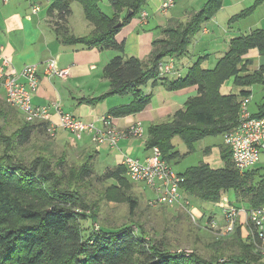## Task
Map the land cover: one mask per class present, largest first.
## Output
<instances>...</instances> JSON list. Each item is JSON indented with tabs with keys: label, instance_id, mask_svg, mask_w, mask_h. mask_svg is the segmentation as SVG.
Listing matches in <instances>:
<instances>
[{
	"label": "trees",
	"instance_id": "1",
	"mask_svg": "<svg viewBox=\"0 0 264 264\" xmlns=\"http://www.w3.org/2000/svg\"><path fill=\"white\" fill-rule=\"evenodd\" d=\"M69 1L51 0L47 9L55 18L52 19L54 32L61 41L119 52L103 69L109 91L99 98L84 101L93 103L111 96L130 95L129 104L112 108L106 114L111 118L123 117L145 109L150 95H144L141 88L150 80L152 85L162 83L169 91L197 88V95L186 101L183 110L174 113L170 123L147 127L146 148L157 147L169 165L170 159L181 157L172 143L175 137L192 152L197 141L233 131L238 125L242 98L252 95L243 88L256 84L264 87V66L248 73L247 66L252 62L242 59L250 49H257L259 55L264 56V29L231 39L228 51L213 70L194 65L187 75L181 74L176 79L159 76L158 64L167 58L175 60L185 56L190 38L211 19L222 0H208L200 10L189 11L184 22L169 21L159 30L160 37L152 41V51L145 60L124 54L123 45L114 37L123 25L118 13L125 11L129 14L125 20H129L144 10L148 0H109L115 11L112 18L100 12L98 0H74L82 6L84 17L92 27L83 37H75L66 26ZM250 10L236 16L235 20ZM118 23L121 25L117 27ZM232 78L234 85L242 90L238 94L221 95L220 87ZM7 107L18 116L17 110ZM251 116H264V101ZM5 118L0 109V264H264L263 256L255 250L247 231L243 234L242 221L230 235L233 252L222 261L219 251L226 241L216 242L215 253L204 258L196 253L170 251L168 241L149 238L142 223L96 229L94 216L103 199H90L88 187L92 180L100 185L108 183L107 200L124 202L130 215L136 213L138 199L129 191L131 182L125 167L120 164L107 168L94 178L95 150L79 167L68 164L65 152L54 156L50 144L32 142L38 134L45 133L46 123H28L21 116L23 123L8 133L11 124ZM24 150L32 152L31 156H26ZM220 157L224 163L220 169L200 163L178 174L182 178L179 187L185 197L214 204L224 193L232 191L236 200L248 202L249 209L264 205V185L257 178L258 170L237 171L231 150L224 144L220 147ZM241 173L245 174L241 176Z\"/></svg>",
	"mask_w": 264,
	"mask_h": 264
},
{
	"label": "rangeland",
	"instance_id": "2",
	"mask_svg": "<svg viewBox=\"0 0 264 264\" xmlns=\"http://www.w3.org/2000/svg\"><path fill=\"white\" fill-rule=\"evenodd\" d=\"M37 5L40 8L39 17L46 15L47 9L50 6L51 0H36ZM175 1V0H174ZM205 0H190V3L187 4V0H177L176 5L170 9L168 12L169 17L175 12H180L181 10L186 9H198ZM18 3L24 4L28 7L27 3L24 0H18ZM98 7L101 13L105 16L112 18L115 14L114 9L112 8L109 0H98ZM190 7V8H189ZM69 10L70 14L68 16V26L72 29L73 33L77 35L78 33L86 34L87 30L85 27L87 24L91 26L84 17L83 8L77 1H69ZM145 10V9H144ZM238 12L239 7L234 9ZM240 12V11H239ZM238 12V13H239ZM128 14L125 11L118 13V18L120 22H123V25L119 28L118 32L115 34V41L120 45H123L124 54L128 56L129 51L140 52V54L149 52L147 57L148 59L152 51V41L157 37V28L152 23L151 18L149 17L148 23L145 26H140L138 24V15L132 16L129 20H125ZM54 19V18H53ZM125 20V21H124ZM238 20V19H237ZM205 21L201 30L196 32L190 39L191 42L187 48V53L180 59L174 60V65L182 71V76L187 75L188 69L194 65H198L203 70H213L215 69L218 62L223 58L225 53L229 48V41L231 34L227 31L229 24L227 23L226 28L223 30L216 28L213 24H208ZM235 25L231 23L230 26ZM207 28L209 31L208 35L203 34V28ZM204 28V29H205ZM137 37L140 38V43H137ZM127 39V45L125 46L124 40ZM119 55V52L114 49H102L101 60L110 61L113 57ZM262 58L259 62L258 58ZM252 60L254 58H251ZM251 61V60H250ZM264 65V56L255 57L254 63L247 66V69L250 73H253L258 69V66ZM168 78V76H167ZM229 87L235 88V91L238 90V86L234 85V78L229 79ZM152 85V80L148 81L147 85L142 87L141 91L144 95L151 94L153 105L161 103V96L158 95L157 90ZM242 89V88H240ZM184 90H187L186 88ZM183 91H173L176 94L177 98H183V101L190 96L189 91L185 93H180ZM171 96V95H170ZM166 92L162 96L163 99H171ZM130 95H124L123 97L114 96L110 100H117L121 103H125L127 100H130ZM151 99V97H150ZM110 101V102H112ZM264 101V87L261 84H256L252 87V98L248 104L250 111H256L257 106L262 104ZM117 103V102H115ZM119 103V104H121ZM117 105V104H114ZM7 105L4 101L0 99V109L3 111L5 119L11 124L7 131L8 133L12 132L18 125L23 123L21 116L15 115L12 111H8ZM98 109L101 110L102 107L98 105ZM15 112V111H14ZM169 116L164 121L156 123L167 124L172 121L173 118ZM77 118V117H76ZM141 120L143 127L146 129L148 122L144 120L143 117L139 115H132L129 118V121ZM84 121V120H83ZM87 122V121H86ZM97 123V119L94 120ZM59 131L56 139H49L46 133L38 134L33 138L32 142L37 144H50V150L54 156H59L63 151L66 153L67 163L79 167L86 158L87 154H94V147L90 142V137L84 135L81 141H75L74 138L67 132ZM62 133V137L60 134ZM223 138L219 135L217 136H208L200 141H197L193 144L194 150L189 152L186 145L182 141L175 137L172 140L173 145L176 150L180 153L181 157L178 159H170V166L173 171L177 174L183 173L187 168L194 167L200 163H205L209 161V166L213 169H219V162L221 168L224 167V163L220 157V147L223 145ZM143 140V139H141ZM77 145L85 146L89 148L91 152H87L86 149L80 150ZM119 149L120 147L117 146ZM107 148H101L99 152L94 154L92 160L93 166V177L101 175L104 173L108 167H114L118 164L116 155L108 154L105 152ZM116 149V150H117ZM110 150V149H109ZM86 151V152H85ZM144 151V150H143ZM26 156H31L32 152L24 150ZM143 155V153L136 154L135 156L130 154L129 157L138 159ZM128 156V155H127ZM115 158V159H114ZM206 159V161H205ZM208 164V163H207ZM108 168V169H110ZM253 170H258L257 178L262 181L264 185V156L260 157V160L253 166ZM241 173L240 175H244ZM126 177V176H125ZM128 178V177H127ZM131 182V181H130ZM107 184H97L95 180H92L91 186L88 187V192H90V199L93 201L98 198H102L103 201L99 202V211L95 213L94 219L95 222L93 227L100 228H117L126 224H135L142 223L148 232L149 238L154 240L165 239L169 243L170 251H185L191 253H196L204 258H208L210 254L215 253L213 245L218 241H226L221 247L222 260H227L228 256L232 254L233 249L231 247L232 238L230 236L220 239L215 234V231H211L206 227L207 218L212 216L215 221L221 225L223 224L222 218V208L228 205L236 204L243 211H246L249 208V204L245 200H236L233 196V192L229 191L224 193L221 200L218 203H209L205 201H200L191 197H187L190 201L191 206L199 210L202 214V218L198 223H193L187 214L176 207H167L162 206L156 209L149 208L147 205V200L152 196L150 190L140 183L131 182L129 191L130 193L137 197L138 199V208L136 213L132 216L129 213L128 207L124 202L118 200L108 201L106 197V188ZM121 188H124L120 184ZM86 214H90L86 212ZM243 222V218L241 219ZM243 234H246V229L243 230ZM264 262V256L261 259Z\"/></svg>",
	"mask_w": 264,
	"mask_h": 264
},
{
	"label": "crops",
	"instance_id": "3",
	"mask_svg": "<svg viewBox=\"0 0 264 264\" xmlns=\"http://www.w3.org/2000/svg\"><path fill=\"white\" fill-rule=\"evenodd\" d=\"M24 1L27 3L28 7L18 3V0H0V69L2 58L9 60V66L2 68L3 73L7 75L18 74L24 66L29 64L38 65L39 83L36 92L32 95V103L34 105L51 107L52 104L59 103L64 112L70 113L85 122H94V120L98 119L100 116L108 114L110 109L127 105L132 101V98L125 103H121L117 100L112 101L110 99L114 96H111L100 102L88 103L87 101L90 99L94 100L105 95L110 88L109 81L103 76V69L108 61L105 62L101 60L100 55L102 49L98 47L87 48L77 44L69 45L63 43L60 36L54 32L56 27L52 22L53 17H51L48 12L46 15L39 17L40 8L36 13H33L31 10L33 5L38 4L37 1L34 0L35 3ZM207 1L208 0H205L201 3L200 8ZM187 2V4H189L190 0H187ZM176 3L177 0L174 1V5H176ZM238 7L239 13L234 10ZM200 8L195 11L200 10ZM143 9L147 11L149 17H152L151 21L157 28V37L155 38L160 37L158 34L159 30L167 26L169 21L178 20L184 22L187 19V13L194 10L186 9L173 13L171 17H169V14L164 16L159 10V0H148ZM248 10L250 11L245 16L235 20L236 16ZM171 11L172 10H170V12ZM148 20L145 24H141L138 21V24L141 27L145 26ZM206 23L207 25L213 24V26L223 31L228 23L229 26L227 27V31L231 34L230 40L239 36H246L254 30L264 29V0H222L221 7ZM231 23H235V25L230 26ZM66 26L75 37L86 36L92 29V27L87 24L85 27L87 33L85 35L82 33L75 35L68 26V19ZM204 28L203 34L208 35L209 31L207 28ZM127 39L128 38L124 40L125 46L127 45ZM137 40L139 44L140 38L137 37ZM127 54L128 56H134L138 59L145 60L144 58L147 57L149 52L145 51V53L140 54V52L136 53L129 51ZM257 56H259L257 49H250L242 59L244 62H246V60H251V64H253ZM251 58L254 59L252 60ZM258 59L260 62L262 58L260 57ZM49 60H55L56 66L59 69L68 70V75L65 79L57 77L48 78L45 76V65ZM261 64L262 63L258 66V69L260 66H264ZM175 68L180 70L176 65ZM180 72L182 74L181 70ZM248 73H250L249 70ZM165 77L167 78V76ZM167 79H176V77L170 75ZM153 87L158 89L157 93L161 96V103H159L158 106L153 105V93H151L149 94L151 99L145 109L141 112L132 114L143 117L144 120L148 122V126L164 121L169 116H173L177 111L183 110L186 101L197 95L196 87H186L187 90H184L185 88L176 90V92L183 91L180 93H187L189 91L190 96L183 101V98L178 99L173 91L167 90L160 82H157ZM252 87H246L243 88V90L252 92ZM241 90L242 89L238 88V90L235 91V88L229 87V82L226 81L220 87L219 92L221 95L227 96L230 94H238ZM164 92L169 96L171 95V99H163L162 96ZM0 99L4 101L2 90H0ZM98 105L102 107L101 110L98 109ZM256 111H250L249 109L251 115ZM50 112L52 119L57 121L53 108L50 109ZM132 115L113 117L112 122L118 129L124 130L129 125L136 122L129 121ZM137 121L141 122V120ZM62 133L60 137H62ZM145 142L146 136L143 140L124 138L118 142L119 149H105V152L108 154L115 153L114 155H116L118 162L117 165L121 164L124 155L130 156V154H132L135 156L136 154L143 153V155L138 158L139 160H143L151 153V149L146 148ZM77 147H79L81 151L86 149L87 152H91V150L85 146L77 145ZM91 154L92 153H90V155ZM207 163L210 165L209 161H206V164ZM218 166L220 169V162Z\"/></svg>",
	"mask_w": 264,
	"mask_h": 264
},
{
	"label": "built area",
	"instance_id": "4",
	"mask_svg": "<svg viewBox=\"0 0 264 264\" xmlns=\"http://www.w3.org/2000/svg\"><path fill=\"white\" fill-rule=\"evenodd\" d=\"M35 3L34 0H26ZM160 12L165 16L174 5V0H159ZM32 12L39 10L37 4L32 6ZM149 18L147 11L141 10L138 21L145 24ZM9 66V60L2 58L0 69V90L3 92L4 102L17 110L25 122L46 123L45 133L49 139H56L59 131L69 133L75 141H81L84 135L90 137L94 150L101 148L116 150L118 142L124 138L141 140L145 138V128L136 121L126 129H118L112 118L103 115L96 122H85L70 113L64 112L59 103L49 106H38L32 103V95L36 92L39 83L38 65L29 64L13 75L4 74L2 68ZM160 77L181 76L180 70L175 68L174 59L167 58L158 64ZM44 74L48 78L65 79L67 69H59L55 60H49L45 65ZM251 97H244L240 102L239 121L236 128L224 134L223 144L231 150L232 163L239 172L253 169V166L264 156V116L252 117L248 104ZM53 108L57 121L52 119L50 109ZM121 164L126 169V176L133 183H140L147 187L152 196L147 200L149 208L156 209L162 206L177 207L183 210L193 223L202 218L199 210L191 206L190 201L180 190L182 178L173 171L171 166L163 160L157 147L151 148L149 156L143 160L134 159L127 155L122 157ZM223 224L219 225L212 216L207 218L206 227L216 232L219 238L230 236L239 221L243 218V225L255 250L264 256V205L243 211L237 205H228L222 208ZM95 228L97 229L98 226ZM178 253L189 252L177 250Z\"/></svg>",
	"mask_w": 264,
	"mask_h": 264
},
{
	"label": "water",
	"instance_id": "5",
	"mask_svg": "<svg viewBox=\"0 0 264 264\" xmlns=\"http://www.w3.org/2000/svg\"><path fill=\"white\" fill-rule=\"evenodd\" d=\"M128 15H129V14H128ZM120 25H121V23H118V24H117V27L120 26Z\"/></svg>",
	"mask_w": 264,
	"mask_h": 264
}]
</instances>
